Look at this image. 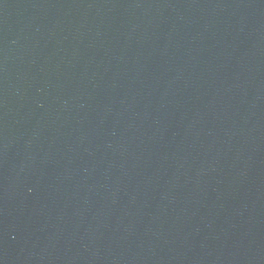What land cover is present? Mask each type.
<instances>
[{"label":"water","instance_id":"1","mask_svg":"<svg viewBox=\"0 0 264 264\" xmlns=\"http://www.w3.org/2000/svg\"><path fill=\"white\" fill-rule=\"evenodd\" d=\"M0 264H264V0H0Z\"/></svg>","mask_w":264,"mask_h":264}]
</instances>
